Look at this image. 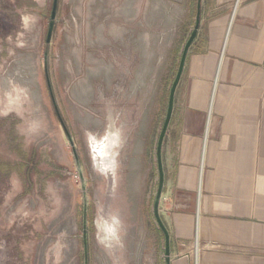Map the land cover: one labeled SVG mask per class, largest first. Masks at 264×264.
Segmentation results:
<instances>
[{"label": "rangeland", "instance_id": "rangeland-1", "mask_svg": "<svg viewBox=\"0 0 264 264\" xmlns=\"http://www.w3.org/2000/svg\"><path fill=\"white\" fill-rule=\"evenodd\" d=\"M53 3L0 0V264H165L156 145L197 0Z\"/></svg>", "mask_w": 264, "mask_h": 264}, {"label": "crops", "instance_id": "crops-1", "mask_svg": "<svg viewBox=\"0 0 264 264\" xmlns=\"http://www.w3.org/2000/svg\"><path fill=\"white\" fill-rule=\"evenodd\" d=\"M170 122L169 264H264V0L201 1Z\"/></svg>", "mask_w": 264, "mask_h": 264}, {"label": "water", "instance_id": "water-1", "mask_svg": "<svg viewBox=\"0 0 264 264\" xmlns=\"http://www.w3.org/2000/svg\"><path fill=\"white\" fill-rule=\"evenodd\" d=\"M201 1L202 0H197L196 4V15H195V22L193 25V29L190 32V35L188 39L186 40L180 58L178 62V67L177 71L175 74V77L172 81V84L169 89V94H168V101H167V107H166V113L165 117L163 120V124L157 139V145H156V160H157V169H158V184H157V191L154 197V202H153V213L155 216V219L157 221V224L163 234L164 237V258H165V264H169L170 262V250H169V233L164 225L160 215H159V201L161 197V192L163 188V183H164V172H163V166H162V145H163V140L166 135L167 127L169 125L172 111H173V105H174V95H175V90L177 87V84L179 82L183 66L185 63L186 55L188 52V49L194 40V38L197 35L198 27L200 24V18H201Z\"/></svg>", "mask_w": 264, "mask_h": 264}, {"label": "trees", "instance_id": "trees-1", "mask_svg": "<svg viewBox=\"0 0 264 264\" xmlns=\"http://www.w3.org/2000/svg\"><path fill=\"white\" fill-rule=\"evenodd\" d=\"M22 160L24 162L22 161V162H18V163L13 164L14 168L17 169L19 172L24 171V168H25V165H26L25 162L29 161L27 153L23 154ZM0 172L8 173V161H1L0 162Z\"/></svg>", "mask_w": 264, "mask_h": 264}, {"label": "flooded vegetation", "instance_id": "flooded-vegetation-1", "mask_svg": "<svg viewBox=\"0 0 264 264\" xmlns=\"http://www.w3.org/2000/svg\"><path fill=\"white\" fill-rule=\"evenodd\" d=\"M57 2H58V0H54L53 6H52V9H51V16H52L53 19L56 17V14H57ZM52 30H53V24H52V26H51V28L49 30V34H48V40L49 41H50V38H51V35H52ZM22 161L23 160H19V161L15 162V163L22 162ZM25 164L27 165V162H25ZM6 174L8 176V173H6Z\"/></svg>", "mask_w": 264, "mask_h": 264}]
</instances>
